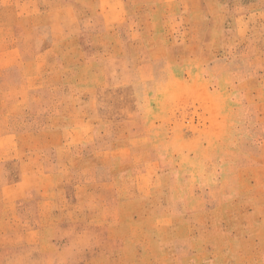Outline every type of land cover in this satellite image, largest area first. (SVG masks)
Segmentation results:
<instances>
[{"label":"rangeland","instance_id":"obj_1","mask_svg":"<svg viewBox=\"0 0 264 264\" xmlns=\"http://www.w3.org/2000/svg\"><path fill=\"white\" fill-rule=\"evenodd\" d=\"M0 264H264V0H0Z\"/></svg>","mask_w":264,"mask_h":264}]
</instances>
